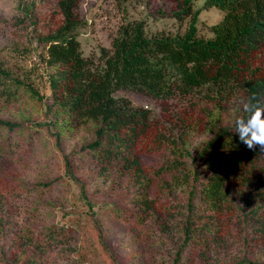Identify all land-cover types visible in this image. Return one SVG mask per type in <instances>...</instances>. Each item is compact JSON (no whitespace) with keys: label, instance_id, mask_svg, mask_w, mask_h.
I'll return each instance as SVG.
<instances>
[{"label":"trees","instance_id":"16d2710c","mask_svg":"<svg viewBox=\"0 0 264 264\" xmlns=\"http://www.w3.org/2000/svg\"><path fill=\"white\" fill-rule=\"evenodd\" d=\"M38 1L43 2L20 0L21 16L8 25L20 40H34L35 49H43L39 57L48 69L51 90L50 102L44 105L48 120L0 116V187L3 182L9 185L11 181L5 180L9 178L27 185L13 168H6L18 147L14 136L29 133L34 126L45 128L64 152L65 138L88 126L91 138L75 151L95 160L97 168L89 174L98 185L106 183L107 174H115L113 187L126 189L124 205L113 211L114 217L131 224L150 218L158 226L157 238L165 236L175 221L171 264H193L196 255L205 264H264V151L258 146L248 149L233 132L236 99L253 95L264 99V0H204L205 9L222 12L209 26L208 36L198 35L200 10L193 9L194 0H170L169 9L155 13L179 21L188 18L183 32L148 35L144 19L125 20L111 46L101 48L97 62L80 50L76 29L85 24L78 10L80 0H53L55 9L47 14L40 11ZM15 50L26 53L32 48ZM13 67L0 59V99L6 106L24 95L40 102L45 94L29 75L17 74ZM121 89L150 98L158 115L115 95ZM142 153L157 156V163L146 164ZM78 169L66 161L63 174L46 172L52 178L39 182L42 192H53L54 181L66 175L80 181ZM82 189L83 200L92 207L85 183ZM3 190L0 252L9 253L8 264H45L24 259L31 255L27 248L52 249L66 231L47 226L41 240L32 229L21 234L15 226L18 221L8 218L11 195ZM12 194L17 195L15 190ZM233 220L247 231L244 252L229 260L217 252L211 255ZM13 248L21 251L12 256Z\"/></svg>","mask_w":264,"mask_h":264},{"label":"rangeland","instance_id":"374dc122","mask_svg":"<svg viewBox=\"0 0 264 264\" xmlns=\"http://www.w3.org/2000/svg\"><path fill=\"white\" fill-rule=\"evenodd\" d=\"M19 1L0 0V59L5 65H14L13 68L17 74H22L21 71H23L24 75H29L38 87L39 93L45 96L40 102H36L24 95L21 100L11 106H6L0 99V116L15 117L20 121H47L44 105L50 102L51 90L46 75L48 69L43 68L39 57V52H43V49L41 47L35 49L37 44L34 40L29 41L26 38L20 40L18 35L13 33V26L8 25L17 16H21ZM54 3L53 0H43V2L38 1L37 5L42 4L40 11L47 14L55 9ZM203 3L204 0H194L193 9L200 10L197 22L198 35L208 36L210 35L209 26L220 19L222 12L216 7L205 9ZM170 5V0H80L78 10L85 24L76 30L82 55L97 62L101 48L111 46L119 24L125 20L144 19L145 31L148 35L158 32H183L188 18L179 21L168 15L158 16L155 13V9L167 10ZM16 47L32 48V50L20 53L15 50ZM115 95L128 98L134 106L148 107L152 110V114L158 115V107L143 94L121 89L116 91ZM29 131V133H19L13 137L18 147L14 150L12 164L6 167L13 168L27 185L20 184L18 181L12 183L11 178L5 179L11 181L9 185L7 182L1 183V187L10 192L5 195L7 197L11 195L8 218L10 222L18 221L15 226L20 228L21 234L32 229L39 235L40 240L44 238L43 230L47 226L56 225L57 228H63L66 232L58 241L60 245L52 249L49 247L46 251L27 248L28 254L31 255L23 257L24 259L41 260L45 264L172 263V248L177 237L175 221L169 223L170 227L165 236L159 233L161 238H157L154 234L158 233V226L150 218L142 224H131L129 220L118 221L114 217L113 211L124 205L126 189L113 187L115 174H107L106 183L98 185V180L89 174L90 170L97 168L95 160L75 151L84 146L81 144L82 141L91 138L88 126L79 127L70 139L65 138L64 152L55 146L54 137L45 128L34 126ZM142 158L148 165L156 164L158 161V157L152 154L142 153ZM66 161H69L71 168H79L75 172L81 180L77 181L66 175L64 179L54 181L55 183L51 186L53 192H42L39 182L50 181L52 178L48 177L46 172L53 176H57L58 173L63 174ZM126 181L125 177L124 183ZM84 183L92 207L82 198ZM1 187L0 192L4 193ZM11 187H13L12 190H10ZM14 190L18 196L12 194ZM102 205L106 206L105 209H102ZM131 226L134 228H130ZM239 226L237 221L233 220L230 232L212 248L211 255L217 252L219 256L225 257V260H229L231 256L244 252L242 240L247 231L238 229ZM57 231L56 229L55 232ZM132 232L133 236L130 235ZM1 239L3 238L0 236V243ZM4 245L8 247V242ZM20 249L13 248L10 255L13 256V252L21 251ZM6 254L7 256H4L0 252V264H8L9 253ZM204 261L202 256L196 255L193 264H205Z\"/></svg>","mask_w":264,"mask_h":264},{"label":"clouds","instance_id":"9594fccd","mask_svg":"<svg viewBox=\"0 0 264 264\" xmlns=\"http://www.w3.org/2000/svg\"><path fill=\"white\" fill-rule=\"evenodd\" d=\"M233 132L250 150L258 146L264 151V99L257 95L251 98H237Z\"/></svg>","mask_w":264,"mask_h":264}]
</instances>
